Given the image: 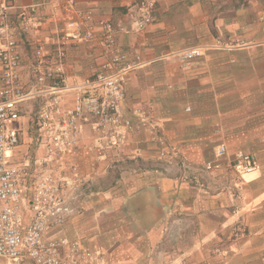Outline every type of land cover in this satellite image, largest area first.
<instances>
[{"label": "crops", "instance_id": "obj_1", "mask_svg": "<svg viewBox=\"0 0 264 264\" xmlns=\"http://www.w3.org/2000/svg\"><path fill=\"white\" fill-rule=\"evenodd\" d=\"M154 1L152 23L143 30L137 29L143 0H75L74 6L19 0V8L37 7L29 31L21 26V9L10 13L28 88L35 82V52L53 55L57 37L77 12H93L85 28L94 31V43L63 46L64 110L73 108L79 91L101 94L93 74L113 55L141 57L126 76L122 103L138 131L102 152L96 119L84 125L76 155L50 165L54 173L85 183L72 204L73 217L47 238L80 241L104 264H264V0ZM104 23L124 28L108 53L101 40ZM190 48L202 55L185 64L178 55ZM41 102L18 106L13 126L20 145L29 130L23 115L32 107L38 112ZM37 117L32 129L38 149L19 145L11 154L16 165L31 163L23 158L30 151L35 159L43 154ZM222 145L227 154L221 158ZM238 153L255 155L261 169L234 172Z\"/></svg>", "mask_w": 264, "mask_h": 264}, {"label": "built area", "instance_id": "obj_2", "mask_svg": "<svg viewBox=\"0 0 264 264\" xmlns=\"http://www.w3.org/2000/svg\"><path fill=\"white\" fill-rule=\"evenodd\" d=\"M18 1L0 0V258L10 264H104L101 256L83 249L80 241L47 238L49 232L73 217L72 204L80 198V189L85 183L80 176L54 173L50 165L61 166L64 160L76 155L84 125L92 117L100 134L97 147L102 152L123 145L138 131L122 103L126 76L141 65V57L127 53L113 55L93 74L101 94L85 96L79 91L73 108L64 110L60 96L66 59L63 46L71 42L94 43V31L85 28V23L93 19V12H77V19L69 21L67 31L57 37L59 48L53 55L41 48L35 52V82L25 88L21 77L22 55L12 33L10 13L21 9V26L29 31L37 7L19 8ZM66 1L71 6L75 4V0ZM154 6V0H143L138 30L152 23ZM102 29L101 40L108 53L116 47V33L124 28L116 29L112 23H104ZM201 55L199 48H190L178 56L186 64ZM34 98L42 99L37 112V134L43 154L31 163L16 165L11 161V154L20 145V133L13 123L18 106ZM160 144L165 145L164 141ZM97 147L91 146L89 150ZM226 154L227 148L222 145L218 156L222 158ZM161 155L166 157L164 152ZM96 165L92 162L91 169L95 171ZM212 167L211 163L207 165L208 169ZM70 169L76 173V168ZM232 169L236 173L251 174L259 171L261 165L255 155L238 153ZM166 264L188 263L169 260Z\"/></svg>", "mask_w": 264, "mask_h": 264}, {"label": "rangeland", "instance_id": "obj_3", "mask_svg": "<svg viewBox=\"0 0 264 264\" xmlns=\"http://www.w3.org/2000/svg\"><path fill=\"white\" fill-rule=\"evenodd\" d=\"M37 108H29L27 109V113H24L23 115V120L26 123V128L29 130L27 131V135L24 137V141H22L20 147L18 149H38L36 146V138L34 137V131L32 129V122L35 116V113L37 114L36 111ZM34 128V126H33ZM35 129V128H34ZM31 130V131H30ZM37 152V150H36ZM35 153L33 151H30L29 153L25 154L23 156L25 162H32L33 160H35ZM0 264H10V262L7 259L4 258H0Z\"/></svg>", "mask_w": 264, "mask_h": 264}]
</instances>
